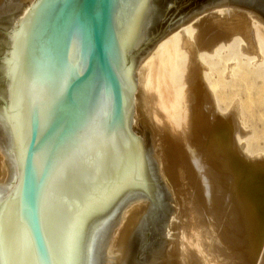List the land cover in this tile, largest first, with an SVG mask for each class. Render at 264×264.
<instances>
[{
  "label": "water",
  "instance_id": "obj_1",
  "mask_svg": "<svg viewBox=\"0 0 264 264\" xmlns=\"http://www.w3.org/2000/svg\"><path fill=\"white\" fill-rule=\"evenodd\" d=\"M0 0V264H177L135 71L179 26L264 0ZM135 208L111 241L122 212Z\"/></svg>",
  "mask_w": 264,
  "mask_h": 264
},
{
  "label": "bare ground",
  "instance_id": "obj_2",
  "mask_svg": "<svg viewBox=\"0 0 264 264\" xmlns=\"http://www.w3.org/2000/svg\"><path fill=\"white\" fill-rule=\"evenodd\" d=\"M208 12L207 17L199 16L162 39L148 55L138 71L140 90L144 92H141V100L144 103L148 99L150 103L148 114L159 143L157 151L167 147L180 154L177 164L169 170L171 178L167 173L169 168L166 169L165 157L158 156L164 183L172 189L177 180L186 179V182L192 183V187L197 186L201 190L196 188L203 197V201L197 198V204L204 202L213 211L223 208L234 223L238 222L236 225L231 222L237 227L241 221L248 245L239 252L240 257L243 256L248 264H264V170L254 169L262 164L247 159L242 153V137L233 120L239 100H231L228 96L233 78L238 75L249 74L255 86L264 85V24L247 11L219 7ZM134 94L135 91L132 105L133 101H138L134 99ZM231 128L235 130L240 143V146L234 144L239 155L230 151L232 144L227 142L230 141L227 136ZM190 183L188 185L191 187ZM190 207L186 208L189 212ZM135 208L128 213L123 212L120 226L113 233L111 242ZM199 208L202 209L201 206ZM190 215L188 219L194 222L190 225L192 236L188 230L186 235L188 233L190 236L185 237L182 233V239L179 237L177 242L181 263L228 264L232 261L224 249L198 228L195 219L203 218ZM230 232L226 234L230 236ZM234 257L238 256L235 254Z\"/></svg>",
  "mask_w": 264,
  "mask_h": 264
},
{
  "label": "rangeland",
  "instance_id": "obj_3",
  "mask_svg": "<svg viewBox=\"0 0 264 264\" xmlns=\"http://www.w3.org/2000/svg\"><path fill=\"white\" fill-rule=\"evenodd\" d=\"M227 8H230L231 10H234V11H238L240 10L241 12H244V10L242 11L241 9H237V8H233V7H229V6H226ZM219 7L217 8H212L210 9L209 12H212L214 9H218ZM221 8H225V7H221ZM208 12V11H207ZM207 12H203L199 15H197L196 17H194L193 19H196V18H199V16H205L207 17ZM208 12V13H209ZM246 12V11H245ZM247 13H251L253 14L252 12H249L247 11ZM254 15V14H253ZM193 19H191L190 21H188L186 24H183L181 26H179L177 29H175L174 31L178 30L179 28L189 24ZM173 31V32H174ZM172 32V33H173ZM170 33V34H172ZM169 34V35H170ZM167 35V36H169ZM166 36V37H167ZM165 37V38H166ZM164 39V38H163ZM161 41V40H160ZM159 41V42H160ZM158 42V43H159ZM157 43V44H158ZM156 44V45H157ZM155 45V46H156ZM154 46V48H155ZM153 48V49H154ZM152 49V50H153ZM152 52V51H151ZM150 52V53H151ZM148 58V55L146 57H144L138 64L137 68H136V71H135V77H136V90H135V94H134V99L137 98L138 101H133V109H132V116H131V120H132V123H131V126H130V129L132 131L133 134L136 135V137H139V138H142L143 136V131L142 129L140 128V125H139V121L142 120V119H145V118H149V111H150V103L148 102V99L147 100H144L145 102L142 103V96H141V92L142 94L144 93L142 90H140V86H139V70L142 68L143 64L145 63V61L147 60ZM138 96V97H137ZM228 96L229 98L232 100L234 99H238L239 100V105L237 106V114H236V118L233 119L234 122L236 123V126L237 128L239 129V135L242 137L241 139V145H243V149H242V153L243 155L247 158V159H250L251 161L255 162V161H258L260 162V164H262L261 166H256L254 167V169L257 168L258 169H262L264 170V85H258V86H255V84L252 82V76L249 75V74H244V75H238V76H235L233 78V81H232V84L230 85V95H229V91H228ZM141 101V102H140ZM135 102V103H134ZM143 104V105H141ZM148 104V106H147ZM223 104V102H222ZM141 105V107H140ZM145 105V106H144ZM224 106V105H223ZM233 107V105H231ZM229 107L230 110L232 109V107ZM145 108V110H144ZM147 114V115H145ZM144 115V116H143ZM237 120V121H235ZM232 129V128H231ZM154 130V129H153ZM230 132V133H229ZM154 134H155V131H154ZM231 135L232 138H231ZM243 135V136H242ZM230 138V139H229ZM227 139L230 140V141H227L228 144H232L231 145V149L230 151L232 152H236V155H239L238 153V149L235 148V145L237 146H240L239 142H238V139H237V135H236V132L235 130H230L228 131V136H227ZM236 139V141H235ZM233 141V142H232ZM232 142V143H231ZM235 142V143H234ZM237 142V143H236ZM235 144V145H234ZM158 145L159 143L157 142V138H156V135H154V147H153V153L155 154V156L158 158V156L161 158L165 157V160H166V169H168V176H170V171L171 169H173V165H176L177 164V161H178V158L180 157V154L178 151H171L169 150L167 147L164 149L162 148V151H157L159 148H158ZM247 146V147H246ZM167 150V151H166ZM234 152V153H235ZM160 153V154H158ZM233 153V154H234ZM235 155V154H234ZM248 156V157H247ZM241 157V155L239 156ZM243 157V156H242ZM164 159V158H163ZM250 164V162H249ZM249 164H247L249 166ZM251 165V164H250ZM252 167V166H251ZM159 170H160V167H159ZM182 172V171H180ZM160 173V171H159ZM161 175V174H160ZM172 176V175H171ZM170 176V178H171ZM182 178V177H181ZM163 182H164V179H162ZM175 181V180H174ZM185 181V182H184ZM170 182V181H169ZM178 183V184H177ZM187 183V185H186ZM188 183L190 182H186V179L184 180H177V182L173 183V188L171 189V187L167 186L168 184L164 183L172 192V195H173V199H174V202H175V206H176V221H177V227H178V234L180 235L179 237L181 238V234H185L186 235V231L190 232V235L192 236V233L190 231V225L191 223H194L193 221H190L189 219V216L190 214H192L194 217H198V218H203L200 219L201 222H199L200 220H197L195 219V222L197 224V226H199L198 228L200 230H204V232L209 235L208 237H211L217 245H219L222 249H224L227 253V256L231 258L232 261H230L228 258V261H230L228 264H248V262L246 261V259L242 256L240 257V253L241 250H244L247 248V245H248V237H247V234H246V230L244 231L243 230V227H242V224H241V221L239 222L240 224H237L238 223L237 221H235L236 223L233 222V220H231L230 217H228L225 213V211L220 209H216V211H213L211 210V208L207 207V205L204 203H202L201 201L202 200V193L200 194L196 188L198 189L197 186L195 187H192V183L191 184V187L190 185H188ZM189 187L191 189H189ZM195 188V189H194ZM194 192V193H192ZM196 192H195V191ZM200 192V188L198 189ZM198 192V193H197ZM192 193V194H191ZM195 194V195H193ZM191 195V196H190ZM200 195V196H199ZM197 196V197H196ZM196 199V201L194 200V198ZM202 197V198H201ZM201 200L200 203L197 204V200L198 199ZM193 201V202H192ZM196 204H195V202ZM199 202V201H198ZM150 203L148 201H136L134 203H132L131 205H129L123 212L124 213H128L131 209L135 208V207H144L147 209L146 205ZM191 203V204H190ZM193 204V205H192ZM201 204V205H200ZM203 204V206H202ZM178 205V206H177ZM191 206V207H190ZM198 206V207H197ZM199 206L202 207L199 208ZM204 206H206L208 208V210H206V207L205 209L203 208ZM190 207L191 210L190 212L187 210L188 208ZM197 207V209L195 208ZM187 208V209H186ZM194 210V211H193ZM196 210V211H195ZM198 210V212H197ZM204 210V211H203ZM210 210V211H209ZM209 211V213L207 212ZM213 211V212H211ZM217 211H220L219 213ZM123 212H122V215H123ZM192 212V213H191ZM197 212V213H196ZM218 216H217V214ZM223 212V214H222ZM190 213V214H189ZM195 213V214H194ZM214 213V214H213ZM225 213V214H224ZM198 216H197V215ZM221 214V215H220ZM190 215V217L192 216ZM196 215V216H195ZM211 215H214V216H211ZM220 215V216H219ZM186 216V217H185ZM188 216V217H187ZM227 216V217H226ZM189 218V219H188ZM230 218V219H229ZM179 219L180 222H179ZM225 219V220H224ZM187 220V221H186ZM231 220V221H230ZM185 221V222H184ZM190 221V222H188ZM198 221V222H197ZM228 221V222H227ZM125 222V221H124ZM184 222V223H183ZM234 223V224H231ZM228 223V224H227ZM182 224V225H181ZM199 224V225H198ZM183 227H181V226ZM234 225V226H233ZM120 226V221L118 222V224L114 227V229L112 230V233H111V240L113 239V233H115V231L118 229V227ZM187 228H186V227ZM230 226V227H229ZM239 226L241 228H239ZM185 227V230L183 229ZM192 227V226H191ZM180 228V229H179ZM227 230H226V229ZM231 228H232V231H231ZM234 228V229H233ZM237 228V230H236ZM181 230V231H180ZM225 231L224 232H222ZM243 230V231H241ZM184 231V232H182ZM212 234H211V232ZM231 231V232H230ZM241 231V232H240ZM227 232H230L229 235L231 236H228V234H226ZM238 232H239V235H238ZM245 232V233H243ZM203 233V232H202ZM236 233H237V236H236ZM242 233V234H240ZM217 234H219V236H217ZM221 234H222V238H221ZM243 234H245L243 236ZM188 233L185 237H188L190 236ZM206 235V236H207ZM226 235V236H225ZM236 236V238H235ZM243 238H241V237ZM178 237V239L180 240V238ZM218 237V239L216 238ZM225 237V238H223ZM229 237V238H228ZM220 238V239H219ZM228 238V239H227ZM235 238V239H234ZM182 239V238H181ZM226 239L228 240V242H226ZM234 240L236 241V243L234 242ZM243 240V242H242ZM238 241V242H237ZM111 242V241H110ZM178 242V241H177ZM231 242V243H230ZM235 244H234V243ZM240 242V243H239ZM238 244V245H237ZM240 244V245H239ZM224 245V246H222ZM233 247V248H231ZM234 245V246H232ZM239 248V251H238V248ZM233 250V252L230 250ZM238 251V252H237ZM231 254H230V253ZM236 254V256L238 257H234ZM178 255V254H177ZM180 256L178 255L177 259H178V263L177 264H183L181 263V259L179 258ZM233 258V259H232ZM241 258V259H240ZM242 258H243V261H242ZM245 259V260H244ZM234 262V263H233ZM246 262V263H245ZM187 264V263H186ZM190 264V263H188Z\"/></svg>",
  "mask_w": 264,
  "mask_h": 264
},
{
  "label": "trees",
  "instance_id": "obj_4",
  "mask_svg": "<svg viewBox=\"0 0 264 264\" xmlns=\"http://www.w3.org/2000/svg\"><path fill=\"white\" fill-rule=\"evenodd\" d=\"M198 1H201V0H194V2H193V3H196V2H198Z\"/></svg>",
  "mask_w": 264,
  "mask_h": 264
}]
</instances>
